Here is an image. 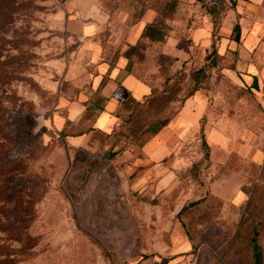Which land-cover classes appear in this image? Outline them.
Returning a JSON list of instances; mask_svg holds the SVG:
<instances>
[{
  "label": "rangeland",
  "instance_id": "1",
  "mask_svg": "<svg viewBox=\"0 0 264 264\" xmlns=\"http://www.w3.org/2000/svg\"><path fill=\"white\" fill-rule=\"evenodd\" d=\"M120 2L131 20L175 19L167 33L188 59L138 43L133 80L114 95L119 123L72 142L59 136L61 100L106 58L105 11L0 0V264H253L255 232L264 264V94L214 68L178 0ZM199 92L204 108L180 116Z\"/></svg>",
  "mask_w": 264,
  "mask_h": 264
},
{
  "label": "crops",
  "instance_id": "2",
  "mask_svg": "<svg viewBox=\"0 0 264 264\" xmlns=\"http://www.w3.org/2000/svg\"><path fill=\"white\" fill-rule=\"evenodd\" d=\"M210 1L211 4L204 0H178L177 9L187 12L184 23L185 26L191 27L193 44L199 45L204 52L209 51V54L215 50L214 68L218 67L229 73L240 88L249 93L264 94V0ZM103 2L109 3L107 8L102 6ZM120 3V0H70L71 12L86 11L90 13L88 18L93 13L104 10V20L111 29L104 61L96 63L94 74H89L85 81H78L77 85L81 88L74 98L61 100L67 117L60 124L59 136L64 135L63 138L72 142L84 140L89 133L77 131L83 123L92 128L91 131L105 132L111 131L119 123L118 116L113 112L116 107L114 95L122 94L125 90L122 86L129 85L133 80V49L138 43L146 42L157 47L162 44L165 56L172 59H188V51L184 54L178 53L174 36L167 33L162 40H152L143 35L144 27L152 22L157 14L149 19L142 16L131 20L128 6ZM119 12L121 16L116 19ZM175 24V19H166L168 28L174 27ZM255 81L257 87H254ZM86 83L90 87V95L83 88ZM201 96L199 92L196 99L186 101L180 116H192L195 110L198 114L204 108ZM262 102L264 108V100ZM88 112L92 114L91 118H87ZM155 122L156 120L153 123ZM160 129H154L156 132L154 131L152 136L157 135ZM261 154L259 150L254 151L251 161L258 163L255 158ZM231 189L230 187V191L225 193V199L228 201H233L239 192V187L234 191Z\"/></svg>",
  "mask_w": 264,
  "mask_h": 264
},
{
  "label": "trees",
  "instance_id": "3",
  "mask_svg": "<svg viewBox=\"0 0 264 264\" xmlns=\"http://www.w3.org/2000/svg\"><path fill=\"white\" fill-rule=\"evenodd\" d=\"M175 9H176V5H175V3H173L170 6L171 14L175 12ZM168 11H169V9H168ZM168 17H169V14H167V16H164V17H159V14H157L156 18L152 22L146 24V26L144 27L143 35L152 39V40H162L167 35L168 26L166 25L165 19ZM215 55H216L215 50H212L211 53L208 55V58L211 60L212 65H214V63H215ZM206 77L207 76H206L205 71L203 69H199L193 73L194 86L192 88V93H195L196 91H198L199 89L202 88L201 81L204 80ZM254 87H257L256 81L254 82ZM137 104H139V103H137ZM89 117L91 118L92 114L88 112L87 118H89ZM154 121L155 120H152L150 124H152ZM148 125L146 126L145 132L152 135L156 129L155 130L151 129L150 125L149 126ZM162 125H164L163 122L159 123L158 128L160 129L162 127ZM91 130H92V128L87 127V124H85V123L80 125V127L77 129V131L80 133L90 132ZM62 136H64V135H60V137H62ZM203 145L206 149H208V145L205 141H204ZM207 154H208V152L206 153V156H207ZM243 188L244 187H242V189ZM199 202H200L199 200L192 201L189 203L188 206L197 205ZM257 235H258V232H255L254 236L251 239L252 250H253L252 261H253V264H263V253H262L261 245L259 243Z\"/></svg>",
  "mask_w": 264,
  "mask_h": 264
}]
</instances>
